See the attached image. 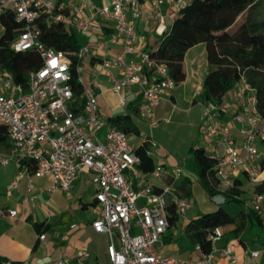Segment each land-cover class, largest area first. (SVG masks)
<instances>
[{"label": "built area", "instance_id": "obj_1", "mask_svg": "<svg viewBox=\"0 0 264 264\" xmlns=\"http://www.w3.org/2000/svg\"><path fill=\"white\" fill-rule=\"evenodd\" d=\"M190 2L107 0L97 5L94 0H0V30L1 21L8 17L19 25L10 49L14 53L35 52L39 58L24 85L16 84L0 69V124L5 126L10 144L9 156H0V165L24 163L9 189H15L25 178L28 201L34 204L38 199L34 180L47 179L45 204L50 205L55 194L70 193L76 181L86 176L99 207L90 227L107 239L105 262L82 254L62 256L45 264H213L217 256L233 264L238 262L230 245L220 247L224 237L221 227L208 233L207 253L200 245L194 247L197 260L162 255L164 237L171 229L177 235L176 224L192 206L174 185L183 170L168 169L163 157L154 156L156 145L149 139L132 147L129 135L109 124L110 116L100 111L93 90L96 80L107 74L119 103L124 105L127 93L134 92L138 117L156 126L155 109L177 84L167 64L154 60L144 50L148 43L138 23L151 22V33L159 39L170 29L168 17ZM57 26L71 27L83 37H98L84 42L77 52L57 51L41 41L43 30ZM102 27H108L111 33L104 36ZM72 56L77 59L79 96L71 86ZM86 73L90 79H86ZM226 113L240 128V143L232 138L230 126L221 121ZM202 116L205 140L216 143L210 157L215 160L213 178L222 191L233 188L232 176L238 171L256 182L264 159V151L259 149L264 147V118L250 83L241 78L232 89L230 103L203 106ZM140 147L152 162L146 171L140 169L142 159L136 153ZM262 203L264 194L256 193L246 207L258 210ZM7 215L13 217L16 211L8 210ZM172 216L176 217L175 225H170ZM46 238L41 234L38 241ZM247 253L254 260L259 256L258 251Z\"/></svg>", "mask_w": 264, "mask_h": 264}, {"label": "trees", "instance_id": "obj_2", "mask_svg": "<svg viewBox=\"0 0 264 264\" xmlns=\"http://www.w3.org/2000/svg\"><path fill=\"white\" fill-rule=\"evenodd\" d=\"M101 5L102 0H94ZM264 3V0H191L189 4L179 10L170 29L165 35L156 39L148 53L156 61L167 64L172 78L178 85L185 79L182 69L184 55L191 47L203 43L206 47L208 71L204 77L200 100L203 106L220 104L241 78H245L255 90L257 107L264 118V21H255L253 11ZM3 33L0 36V69L8 72L16 84L24 85L28 74L39 64L35 52L14 53L10 44L15 38L19 25L8 17L1 21ZM84 37L71 27L57 26L54 29L42 31L41 41L48 47L67 53L77 52L84 43ZM71 59V86L76 94L81 93V86L77 84L75 68L76 57ZM125 109L129 112L124 115L116 114L108 119L109 124L115 125L127 135L140 134L138 127L132 123L131 114H135V103L128 101ZM8 141L5 126L0 124V145ZM136 153L141 157L140 169L146 171L151 168L152 162L143 155V147ZM211 153L203 147H190L189 160L185 169L187 173L183 184L178 188L184 198H189L190 191L187 184L190 173L201 179L209 188H213L216 180L213 178L212 168L215 160ZM264 170V159L261 160ZM264 191V182L257 188L256 193ZM224 201L218 208L191 220L185 228L189 237V249L200 245L202 251H209L206 241L208 233L213 229L233 226V229L224 233L228 240L236 239L244 246L246 241L256 239L264 245V225L259 214L252 208L244 205L242 192L235 183L233 188L224 192ZM26 221L31 224L39 236L50 230L44 222L36 223L30 218ZM176 217L170 218V225H175ZM38 243L32 247L36 252ZM21 264L0 256V264Z\"/></svg>", "mask_w": 264, "mask_h": 264}, {"label": "crops", "instance_id": "obj_3", "mask_svg": "<svg viewBox=\"0 0 264 264\" xmlns=\"http://www.w3.org/2000/svg\"><path fill=\"white\" fill-rule=\"evenodd\" d=\"M61 1V0H60ZM64 1V0H62ZM67 0L66 2H69ZM107 0H102V3ZM101 3V4H102ZM166 8H163L165 12ZM177 14L172 13L171 17H168V23L171 25ZM153 24L151 22L141 21L138 23L139 32L146 36L147 43L144 50L148 52L149 47L154 45L157 39L151 32ZM169 27V26H168ZM104 36L110 34L108 27H102ZM97 35H90L84 37V42L93 41L97 38ZM94 63V60H92ZM182 69L185 74V79L178 85H176L175 90L170 96L165 97L157 107V109L164 108H174L178 101H182L187 105V110L191 111L194 108L197 109L196 112L199 113V123L195 127L196 133H201L203 136V116L202 109L203 104L200 100V92L202 89V84L205 75L208 71V63L206 59V47L205 44H197L190 49L184 55ZM86 79H90L88 73H86ZM180 87L182 90L179 91ZM94 92L98 95L100 111L107 114V116H113L116 114H122L125 109V104L128 101L133 103L137 102V95L133 93H127L126 103L121 105L119 103V97L114 94L111 90V83L108 79L107 74L101 75L93 86ZM105 97L113 98L115 103L111 106L108 105ZM232 100V90L226 94L223 102L230 103ZM126 114V113H125ZM133 117L143 120L138 117L137 113L131 114V119ZM145 121V120H143ZM221 121L231 128L232 138L236 143H240L243 139V135L239 131V126L229 114H222ZM147 122V121H145ZM140 134L142 135L140 126L135 124ZM204 137V136H203ZM131 141V135H129ZM148 139V138H146ZM141 139L136 145H130L134 148L139 147L144 140ZM205 140V138H204ZM208 147L199 145H192L190 147H203L208 152H210L214 146V143H209ZM10 151V144L7 141L5 144L0 145V156L8 157ZM165 166L168 169L175 167H180L179 163H175L173 160L164 159ZM187 160L182 159L183 174L181 177L175 181L174 185L178 188L183 184V178L186 176V166ZM181 164V163H180ZM24 167L23 162L11 161L8 165H0V256L5 257L10 261L15 262H29L30 264H45L52 262L62 256H68L71 258L78 257L85 254L88 259L96 260L98 249L93 247V242L96 240H103L105 254V248L107 245V239L102 234L95 233L90 227V223L99 214V207L94 203L93 200V188L89 178L86 176L80 177L72 191L68 194L57 193L52 197V203L46 205L45 201L48 198L46 189L49 187V181L47 179H36L34 180V192L38 195V199L35 200L34 204L29 203L28 194L26 191L27 181L25 178L18 181L17 187L15 189H9V185L15 180L17 173ZM189 174V173H187ZM187 179L190 181L187 187L190 191L189 200L191 201V208L187 210L183 220L178 222L177 235L174 236L175 230L171 229L169 234L164 237V245L161 248V253L164 256L178 257L187 260H197L198 254L196 251L189 249V237L185 232L186 225L193 219L209 212L215 211L219 204L224 201V192L219 183L216 182L213 188H209L206 184L195 175H189ZM233 184L238 185V189L242 192L241 198L244 200V205L250 202L254 194H256V188L264 182V170L261 171L260 176L256 182H251L247 175L238 171L232 176ZM169 182V180H166ZM91 190L92 197L91 200L86 201L87 192ZM179 192V190H178ZM264 193V191H262ZM180 194V193H179ZM200 196H205L208 199L198 205L195 208L194 202ZM91 208L94 212H97L94 218H80L77 220L78 211H84ZM8 210L16 211V215L10 217L7 215ZM202 212L199 214V211ZM193 212L192 218H187L188 212ZM258 212L262 225H264V203L255 210ZM48 212L51 216L48 217ZM30 218L33 222L41 223L44 222L50 226V230L45 233L46 240L44 242L38 241V235L35 233L31 224L26 221ZM74 225V228L71 226ZM233 229V226H227L223 228L224 233ZM180 230L186 235L185 241L179 244L178 233ZM38 243V248L36 252H32V247L35 243ZM225 245H230L233 253L238 258V262L235 264H264V245H261L256 239L246 241L244 246L239 243L236 239L228 240V236H224L220 247ZM258 251L259 256L257 259H252L247 251ZM213 264H233L225 258L216 257Z\"/></svg>", "mask_w": 264, "mask_h": 264}, {"label": "rangeland", "instance_id": "obj_4", "mask_svg": "<svg viewBox=\"0 0 264 264\" xmlns=\"http://www.w3.org/2000/svg\"><path fill=\"white\" fill-rule=\"evenodd\" d=\"M67 1V0H64ZM252 17L255 21L261 22L264 21V3L260 5L253 11ZM3 31L0 30V36ZM183 87H180L178 90L181 91ZM108 105L112 107L115 103L113 98L105 97ZM197 109L191 111L187 110V105L182 101H178L174 108L170 107L164 109H155V119L156 126H151L149 122H145L138 118L133 117L132 123L140 126L142 135L140 137L136 135H131V144L136 145L141 139L148 138L153 141L156 147L153 150L154 156L163 157L164 159H171L175 163H179V168H182V159L189 160V148L190 146H204L208 147V144L205 143L204 137L200 134L197 135L195 127L199 123V113L196 112ZM129 113L127 110H124L122 114ZM261 151H264V147L259 146ZM155 158L153 157V162ZM181 163V164H180ZM82 177V176H81ZM209 187L208 185H206ZM92 192L89 190L87 192L86 201L91 200ZM208 198L205 196H200L194 202L195 208H198V205ZM202 210L199 211V214ZM97 212H93L91 208L87 210V213L79 210L77 220L80 218H94L96 217ZM193 212L187 213V218H192ZM179 244H181L187 238L183 230H180L178 233ZM190 244V242H187ZM93 247L97 248V258L99 261L105 262V254L103 253L104 242L103 240H96L93 242Z\"/></svg>", "mask_w": 264, "mask_h": 264}, {"label": "bare ground", "instance_id": "obj_5", "mask_svg": "<svg viewBox=\"0 0 264 264\" xmlns=\"http://www.w3.org/2000/svg\"><path fill=\"white\" fill-rule=\"evenodd\" d=\"M259 176H260V174H259Z\"/></svg>", "mask_w": 264, "mask_h": 264}]
</instances>
